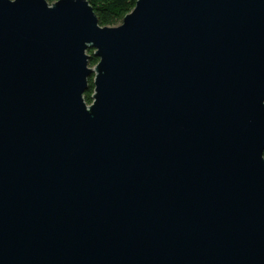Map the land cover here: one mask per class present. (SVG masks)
I'll return each instance as SVG.
<instances>
[{"label": "water", "instance_id": "obj_1", "mask_svg": "<svg viewBox=\"0 0 264 264\" xmlns=\"http://www.w3.org/2000/svg\"><path fill=\"white\" fill-rule=\"evenodd\" d=\"M0 264H264V0H0Z\"/></svg>", "mask_w": 264, "mask_h": 264}, {"label": "trees", "instance_id": "obj_2", "mask_svg": "<svg viewBox=\"0 0 264 264\" xmlns=\"http://www.w3.org/2000/svg\"><path fill=\"white\" fill-rule=\"evenodd\" d=\"M53 4L59 0H47ZM89 4L93 7L99 25L102 27H117L122 24L124 18L130 14L138 0H88ZM99 63V59L94 56V50H90L89 64L95 67ZM94 95V80H89V89L85 93L84 99L87 104L91 105Z\"/></svg>", "mask_w": 264, "mask_h": 264}, {"label": "rangeland", "instance_id": "obj_3", "mask_svg": "<svg viewBox=\"0 0 264 264\" xmlns=\"http://www.w3.org/2000/svg\"><path fill=\"white\" fill-rule=\"evenodd\" d=\"M87 54L90 55V50L87 52ZM89 67L92 68V69L95 68V67H91L90 65H89ZM86 103H87V102H86ZM87 105L90 106L89 104H87Z\"/></svg>", "mask_w": 264, "mask_h": 264}]
</instances>
